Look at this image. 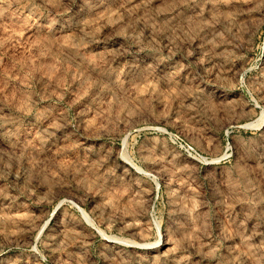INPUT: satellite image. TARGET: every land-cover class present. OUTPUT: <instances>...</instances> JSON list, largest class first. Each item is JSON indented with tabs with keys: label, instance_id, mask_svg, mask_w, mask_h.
Masks as SVG:
<instances>
[{
	"label": "rangeland",
	"instance_id": "1",
	"mask_svg": "<svg viewBox=\"0 0 264 264\" xmlns=\"http://www.w3.org/2000/svg\"><path fill=\"white\" fill-rule=\"evenodd\" d=\"M0 264H264V0H0Z\"/></svg>",
	"mask_w": 264,
	"mask_h": 264
}]
</instances>
